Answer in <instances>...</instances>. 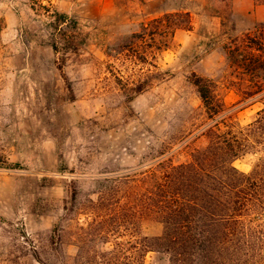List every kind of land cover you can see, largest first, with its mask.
<instances>
[{"label":"rangeland","instance_id":"374dc122","mask_svg":"<svg viewBox=\"0 0 264 264\" xmlns=\"http://www.w3.org/2000/svg\"><path fill=\"white\" fill-rule=\"evenodd\" d=\"M48 10L75 34L65 65ZM237 43L264 49V0H0V264H171L156 181L264 108Z\"/></svg>","mask_w":264,"mask_h":264},{"label":"trees","instance_id":"16d2710c","mask_svg":"<svg viewBox=\"0 0 264 264\" xmlns=\"http://www.w3.org/2000/svg\"><path fill=\"white\" fill-rule=\"evenodd\" d=\"M47 14L59 33L52 46L63 54L65 65L70 52L79 50L75 34L68 30V15L52 10ZM263 50L240 43L230 50L256 94H264V54L258 53ZM194 83L209 114L222 115L223 104L209 80L197 78ZM248 153L260 158L246 174L234 161ZM147 204L164 225L155 240L170 254L171 264H264V108L247 128L211 129L209 145L157 180ZM137 251L142 257V247Z\"/></svg>","mask_w":264,"mask_h":264}]
</instances>
